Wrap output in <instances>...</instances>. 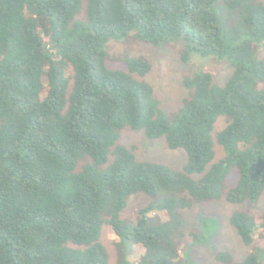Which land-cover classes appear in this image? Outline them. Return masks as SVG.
I'll return each mask as SVG.
<instances>
[{
  "label": "trees",
  "instance_id": "16d2710c",
  "mask_svg": "<svg viewBox=\"0 0 264 264\" xmlns=\"http://www.w3.org/2000/svg\"><path fill=\"white\" fill-rule=\"evenodd\" d=\"M132 32L153 46L180 43L185 64H228L231 73L216 85L199 67L167 112L144 80L145 57L125 53L123 69L107 66V44ZM262 50L261 0H0V264H109L103 226L123 244L116 264H181L186 211L211 200L257 203ZM126 128L182 149V168L137 160L119 144ZM136 194L147 203L132 222L120 218ZM229 223L250 251L239 262L221 251L216 261L264 264V214L235 211Z\"/></svg>",
  "mask_w": 264,
  "mask_h": 264
},
{
  "label": "rangeland",
  "instance_id": "374dc122",
  "mask_svg": "<svg viewBox=\"0 0 264 264\" xmlns=\"http://www.w3.org/2000/svg\"><path fill=\"white\" fill-rule=\"evenodd\" d=\"M264 3V0H261ZM136 33L132 32L127 38L119 42L111 41L106 46L108 53L107 66L112 69H123L119 58L125 53L130 56H143L151 64V70L144 80L154 90V95L161 102V107L167 112H174L181 106L188 91L183 86V79L199 67L209 70L213 75V83L222 85L231 73L228 64L191 61L183 63L181 60L180 43L153 46L139 41ZM264 58V50L260 53ZM225 126L223 116H220L213 130V134L220 132ZM119 144L133 148L139 161L158 162L173 169H181L186 160L182 149L171 150L167 147L164 138L150 140L141 131H131L128 128L121 133ZM216 159L223 156L221 148L215 144ZM238 174L233 171L225 181V191L235 186ZM148 198L143 194L131 196L127 207L120 213V218L132 222L137 216V211L143 207ZM235 211H245L252 215L264 214V193L255 204H229L223 199L211 200L196 205L192 210L184 213L182 230L184 236L180 244L181 264H220L215 255L221 251L232 254L235 261L244 259L250 251L244 246L237 236L235 229L230 225L229 218ZM100 242L109 252V264H116L119 249L122 245L116 237L102 227ZM124 252V251H123ZM127 255L131 258V253Z\"/></svg>",
  "mask_w": 264,
  "mask_h": 264
}]
</instances>
